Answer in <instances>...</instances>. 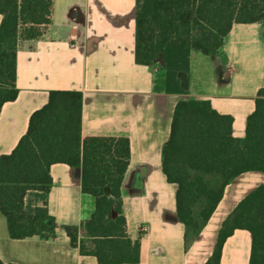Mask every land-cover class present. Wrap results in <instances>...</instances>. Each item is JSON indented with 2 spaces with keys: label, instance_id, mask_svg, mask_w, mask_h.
Here are the masks:
<instances>
[{
  "label": "crops",
  "instance_id": "1",
  "mask_svg": "<svg viewBox=\"0 0 264 264\" xmlns=\"http://www.w3.org/2000/svg\"><path fill=\"white\" fill-rule=\"evenodd\" d=\"M136 6L137 0H53L52 22L44 35L19 43V93L0 111V157L16 148L49 92H81L82 134L126 136L130 141L121 191L127 232L140 241V260L125 264H206L224 221L264 185V172H244L229 181L200 234L186 245L185 227L177 218V185L164 175L162 150L176 104L189 99L210 101L216 112L233 118V136L245 138L247 119L264 88V24H234L216 55L191 51L189 71L178 74L183 92L169 93L161 60L154 66L135 61ZM2 18L0 14V25ZM50 176V219L44 226L54 235L13 239L0 213V261L99 264L96 257L73 248L63 229L80 226L95 210V199L82 192V172L56 163ZM42 200L41 193L32 191L26 204L41 206ZM251 245L249 231L235 230L224 242L219 264H249Z\"/></svg>",
  "mask_w": 264,
  "mask_h": 264
},
{
  "label": "trees",
  "instance_id": "2",
  "mask_svg": "<svg viewBox=\"0 0 264 264\" xmlns=\"http://www.w3.org/2000/svg\"><path fill=\"white\" fill-rule=\"evenodd\" d=\"M53 0H0V111L16 100V55L20 41L37 40L52 22ZM264 24V0H137V64L161 60L166 90L182 93L178 74L188 72L191 51L218 54L234 24ZM83 95L51 91L35 111L16 148L0 157V213L13 239L52 237L47 195L50 167L63 163L81 171L82 192L95 199V210L80 226H64L70 245L99 264L138 263L140 241L127 232L122 185L130 163L126 136L82 134ZM233 118L216 112L207 100L176 104L170 136L162 150V168L177 185L176 211L185 227L186 245L202 231L222 198L224 187L248 171L264 172V88L255 99L244 139L232 134ZM222 179L219 187L205 176ZM42 194L41 206L26 204L28 193ZM110 212L116 217L111 219ZM237 229L252 236L249 264H264V185L245 197L224 221L214 253L206 264H219L226 239ZM0 264H4L0 261Z\"/></svg>",
  "mask_w": 264,
  "mask_h": 264
},
{
  "label": "rangeland",
  "instance_id": "3",
  "mask_svg": "<svg viewBox=\"0 0 264 264\" xmlns=\"http://www.w3.org/2000/svg\"><path fill=\"white\" fill-rule=\"evenodd\" d=\"M205 180L207 183H209L213 187H219L222 183V179L217 176H205Z\"/></svg>",
  "mask_w": 264,
  "mask_h": 264
}]
</instances>
